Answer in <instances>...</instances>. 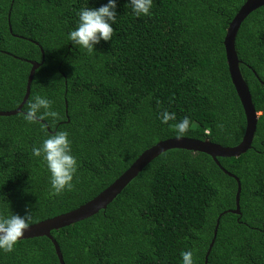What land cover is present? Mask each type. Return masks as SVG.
Here are the masks:
<instances>
[{
  "label": "trees",
  "instance_id": "obj_1",
  "mask_svg": "<svg viewBox=\"0 0 264 264\" xmlns=\"http://www.w3.org/2000/svg\"><path fill=\"white\" fill-rule=\"evenodd\" d=\"M246 0H153L150 16H134L116 0L108 42L88 52L67 33L78 12L107 0H0V215L31 212L30 225L88 202L158 142L183 137L222 147L242 139L245 118L227 71L223 38ZM9 28L11 31H9ZM239 70L258 113L250 148L239 157L168 150L147 164L105 210L52 231L64 264H264V5L240 24L235 37ZM47 98L54 121L29 124L23 111ZM175 120L161 124L163 111ZM66 131L77 160L73 187L52 195L49 174L31 149ZM219 216V217H218ZM218 219L216 235L206 258ZM206 258V261H205ZM0 264H59L45 237L17 241Z\"/></svg>",
  "mask_w": 264,
  "mask_h": 264
},
{
  "label": "water",
  "instance_id": "obj_2",
  "mask_svg": "<svg viewBox=\"0 0 264 264\" xmlns=\"http://www.w3.org/2000/svg\"><path fill=\"white\" fill-rule=\"evenodd\" d=\"M263 5H264V0H246L244 4L239 8V10L236 12L230 23L228 24L222 42L230 82L235 90L236 96L239 100L245 118L244 133L241 141L236 146L222 147L220 145L209 142L207 139L200 141L186 137H181L179 139L172 138L158 142L149 149L143 151L136 158V160L128 167L127 170H125L119 177H117L109 186H107L94 198H92L88 202L84 203L83 205L67 213L29 225V228L24 232V234L18 241L33 239L38 237H45L53 245L55 255L58 259L59 264H64L61 253L59 251V247L56 241L54 240V238L52 237L51 232L70 226L77 222L83 221L97 214L99 211L105 210L106 207L117 197V195L120 194V192L125 188V186L133 178H135L137 174L147 164H149L153 159H155L160 154L172 149H181V150L206 154L214 161V163L223 171L224 174H226L229 177H232L237 184V189L235 194V209L229 210L228 212L235 215H239V205H238L239 194H240L239 181L235 176L229 174L227 171L223 170V168L219 166L217 158L239 157L250 148L254 137L256 123L258 119V113L254 109L249 89L241 76L239 70L240 62L235 52L234 43H235V37L237 31L243 20L247 17L248 14H250L252 11ZM9 31H11L10 28ZM28 63L30 65V70L26 79L25 93L21 103L18 105L16 109L12 111H7V112L0 111V117H9L20 113L23 105L28 99L33 74L40 65V63H36L33 61H28ZM217 227H218V219L216 221V225L213 231V239L211 240L209 249L206 253V258L212 247L216 235Z\"/></svg>",
  "mask_w": 264,
  "mask_h": 264
},
{
  "label": "clouds",
  "instance_id": "obj_3",
  "mask_svg": "<svg viewBox=\"0 0 264 264\" xmlns=\"http://www.w3.org/2000/svg\"><path fill=\"white\" fill-rule=\"evenodd\" d=\"M127 7L136 17L150 16L153 0H127ZM116 0H107L98 8H83L78 12V22L73 30L67 33V40L88 52L94 51V46L111 40L113 35L112 25L116 23ZM22 118L29 124L45 125L41 122L54 121L57 112L52 108V102L36 96L29 102L22 113ZM161 124L175 120V114L163 111L159 117ZM187 116L177 121L174 125L177 138L183 137L190 126ZM32 156L39 158L45 164L49 174L50 192L58 195L73 187V177L77 171V160L72 155L71 141L66 131H57L49 134L38 146L31 149ZM32 221L31 212L25 210L24 215H0V251L10 253L17 241L29 228ZM182 264H194L193 251H183L180 254Z\"/></svg>",
  "mask_w": 264,
  "mask_h": 264
}]
</instances>
